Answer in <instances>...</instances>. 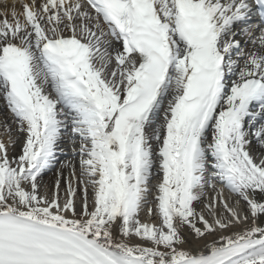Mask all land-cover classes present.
Returning <instances> with one entry per match:
<instances>
[{
    "label": "snow or ice",
    "instance_id": "snow-or-ice-1",
    "mask_svg": "<svg viewBox=\"0 0 264 264\" xmlns=\"http://www.w3.org/2000/svg\"><path fill=\"white\" fill-rule=\"evenodd\" d=\"M4 8L0 264H264V0Z\"/></svg>",
    "mask_w": 264,
    "mask_h": 264
},
{
    "label": "bare ground",
    "instance_id": "bare-ground-1",
    "mask_svg": "<svg viewBox=\"0 0 264 264\" xmlns=\"http://www.w3.org/2000/svg\"><path fill=\"white\" fill-rule=\"evenodd\" d=\"M8 4L9 6L12 4H16L17 7L19 8V4H20V0H5V2L0 3V11H4L5 8V4ZM10 11V9H9ZM9 115L10 113H8V110L4 107V102L2 99H0V119H3L4 115ZM6 138V137H5ZM19 153V147H17L16 151L12 153V155H17ZM59 167V166H57ZM67 170H65V179L67 178ZM56 179V175H55V171L48 173L45 177H44V181L45 183L48 185V191L49 194H51L52 190H53V186H54V182ZM218 187L220 185H217ZM65 188V183L62 181L61 183V193L63 194ZM209 195H213V193L211 191H209ZM78 202H79V194H78ZM198 208L202 207V205H197Z\"/></svg>",
    "mask_w": 264,
    "mask_h": 264
}]
</instances>
